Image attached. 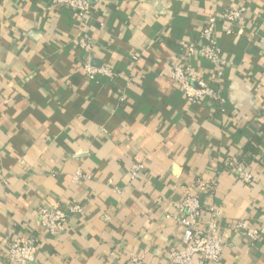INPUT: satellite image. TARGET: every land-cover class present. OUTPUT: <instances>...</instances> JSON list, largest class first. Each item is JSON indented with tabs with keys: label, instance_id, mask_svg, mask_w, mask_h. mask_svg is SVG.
Returning <instances> with one entry per match:
<instances>
[{
	"label": "crops",
	"instance_id": "obj_1",
	"mask_svg": "<svg viewBox=\"0 0 264 264\" xmlns=\"http://www.w3.org/2000/svg\"><path fill=\"white\" fill-rule=\"evenodd\" d=\"M230 9H245L236 23ZM214 15L222 76L186 57ZM87 60L118 77L87 80ZM175 65L220 102L188 101ZM135 164L145 170L133 179ZM186 197L200 200L202 225L219 212L228 248L216 264H264V0H92L84 21L52 0H0V264H18L12 237L39 240L33 264H175ZM71 204L82 213L67 234L39 225L42 209Z\"/></svg>",
	"mask_w": 264,
	"mask_h": 264
},
{
	"label": "built area",
	"instance_id": "obj_2",
	"mask_svg": "<svg viewBox=\"0 0 264 264\" xmlns=\"http://www.w3.org/2000/svg\"><path fill=\"white\" fill-rule=\"evenodd\" d=\"M55 7L70 9L77 17L84 21L90 15L92 10V0H52ZM245 9H230L223 13V18L229 23H236L242 18ZM218 17L212 16L196 42L192 43L187 50L186 57L190 58L199 55L210 61L217 70L218 76L223 74L224 61L221 58V50L217 40ZM81 48L90 50L93 47L91 38H83L80 40ZM138 56L133 57V61H137ZM82 71L85 78L91 82H100L103 78L111 81L116 80L118 73L108 66L96 67L89 60L82 63ZM170 77L182 90L184 97L191 103H195L201 99L209 98L216 102H220L221 94L217 87L205 84L197 80L192 67L190 65H175L169 73ZM234 161L229 162L233 165ZM236 163V176L239 181L251 184L254 175L243 163ZM145 170L143 164H135L131 170L133 179ZM81 172H77L74 176L75 180L85 178ZM180 211L184 214V218L179 220V224L183 227V249L174 251L170 255V260L175 264H193L195 258L199 257L207 264L219 263L228 248L227 237L219 227L217 217L219 212L217 209L211 210V220L205 225L201 224L203 211L200 200L196 197H186L179 206ZM82 213V207L71 204L65 211L59 205L51 209H42L40 211L39 225L47 229L50 235L58 236L68 233V221L71 217ZM234 228L240 231L248 229L247 221L238 222ZM246 236L256 240L259 236L257 230L246 233ZM39 240L36 238L23 239L20 237H12L8 243V258L12 263L33 264L38 251ZM140 259H134L138 262Z\"/></svg>",
	"mask_w": 264,
	"mask_h": 264
}]
</instances>
